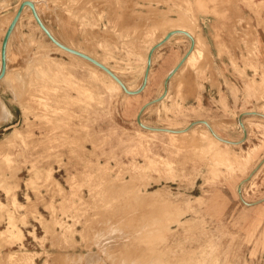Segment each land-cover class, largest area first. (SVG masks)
<instances>
[{"label": "rangeland", "instance_id": "rangeland-1", "mask_svg": "<svg viewBox=\"0 0 264 264\" xmlns=\"http://www.w3.org/2000/svg\"><path fill=\"white\" fill-rule=\"evenodd\" d=\"M20 1L0 0V48ZM33 1L58 40L87 49L134 90L164 30L196 29L206 51L145 109L146 126L184 129L205 120L239 141L241 114L264 115V0ZM8 45L0 80V264H264V117L243 116L247 139L238 145L214 141L204 124L177 137L137 122L187 52L186 36L155 50L147 85L133 96L59 50L29 9ZM193 133L202 134L198 142ZM252 173L242 200L238 186Z\"/></svg>", "mask_w": 264, "mask_h": 264}, {"label": "water", "instance_id": "water-1", "mask_svg": "<svg viewBox=\"0 0 264 264\" xmlns=\"http://www.w3.org/2000/svg\"><path fill=\"white\" fill-rule=\"evenodd\" d=\"M30 7L33 13V16L37 22V24L39 25V27L41 28V30L44 32V34L47 36V38L59 49L74 55L78 58H81L87 62H89L90 64L94 65L95 67L99 68L100 70H102L103 72H105L109 77H111L115 82H117V84L120 86L121 90L127 94V95H138L140 94L146 87L147 82H148V77H149V72L151 69V64H152V57L153 54L155 52V50L159 47H161L164 43H166L169 39H171L174 35L177 34H185L187 36H189V34L185 31H171L169 32L166 37L159 42L158 44H156L155 46H153L150 50V52L148 53V57H147V67H146V71L143 77V81L140 85V87L134 91L130 90L126 84L123 82V80H121V78L119 76H117L111 69H109L107 66H105L104 64H102L101 62H99L98 60H96L95 58L81 52L78 51L76 49L70 48L67 45H65L64 43H62L60 40H58L52 33L51 31L48 29V27L45 25V23L43 22V20L41 19L39 13L37 12V9L35 7V3L33 1H29V0H24L21 2L13 20L11 21L9 27L6 30V33L3 37L2 40V45H1V67H0V80L3 79V77L6 74L7 71V47L9 44V40L10 37L13 33V30L15 29V26L17 25L23 11L25 8ZM193 50V45H191L190 49L188 50V52L186 53V55L183 57V59L181 60V62L168 74V76L165 79V84H164V91L162 93L161 96H159L158 98L151 100L149 102H147L146 104H144L142 106V108L140 109L139 113L137 114V122L138 124L147 130L150 131H158V132H166V133H183V132H188L189 130H191L194 126L198 125V124H204L210 131V133L219 141H221L222 143L228 144V145H238L243 143L246 139H247V131L245 129V126L243 124V116L245 115H259L261 117H264L263 114L257 113V112H246L241 114V116L239 117V123L243 129L244 132V136L241 140L239 141H230L227 139L222 138L221 136H219L211 127V125L205 121V120H199V121H194L192 123H190L186 128L182 129V130H171V129H167V128H158V127H149L146 126L145 124L142 123L141 120V116L143 114V112L145 111V109H147L149 106L163 100L165 98V96L167 95L168 92V85H169V81L170 79L175 75V73H177V71L180 69V67L183 65V63L185 62V60L187 59V57L189 56V54L192 52ZM253 176V173L245 180L241 181V183L238 186V193L242 198V185L248 181L251 177Z\"/></svg>", "mask_w": 264, "mask_h": 264}, {"label": "bare ground", "instance_id": "bare-ground-1", "mask_svg": "<svg viewBox=\"0 0 264 264\" xmlns=\"http://www.w3.org/2000/svg\"><path fill=\"white\" fill-rule=\"evenodd\" d=\"M5 1V0H4ZM20 1V0H19ZM22 1H24V0H21L18 4H17V6H16V10H15V12L13 13V15L11 16V18L8 20V22H7V28L9 27V25H10V23H11V21L13 20V18H14V16H15V14H16V12H17V10H18V8H19V6H20V4H21V2ZM29 1H33V0H29ZM70 1V0H69ZM85 1H87L88 2V0H85ZM91 1V0H90ZM93 1V0H92ZM97 1V0H96ZM99 1V0H98ZM105 1V0H104ZM104 1L103 2H101V3H104ZM107 1H109V0H107ZM112 1H114V0H112ZM34 2V1H33ZM70 2H72V1H70ZM75 2H76V0H75ZM81 2H82V0H81ZM106 2V1H105ZM7 3V2H6ZM35 3V2H34ZM77 3H78V1H77ZM86 3V2H85ZM3 4V3H2ZM81 4V3H80ZM80 4H77V6L78 5H80ZM107 5V3H104V5ZM4 5H5V3H4ZM3 5V6H4ZM36 3H35V7H36ZM82 6L84 5V2H83V4H81ZM91 5H92V3H91ZM94 5H96L95 4V1H94V4H93V7H94ZM81 7V6H80ZM85 7V6H84ZM84 7H81L82 9H84ZM90 7V6H89ZM88 7V9H89V11H90V8ZM97 8L99 7V5L98 6H96ZM115 7V6H114ZM85 8H87V7H85ZM27 9H29L30 11H31V14H32V16H33V13H32V10H31V8L30 7H27V8H25L24 9V11L25 10H27ZM36 9H37V7H36ZM115 9H116V7H115ZM92 10V9H91ZM117 10V9H116ZM39 11V10H38ZM37 11V12H38ZM85 11V10H84ZM96 12V11H95ZM116 12V11H115ZM118 12V11H117ZM81 13V12H80ZM112 13H113V10H112ZM111 14V13H110ZM115 14V16H116V14L117 13H114ZM103 15V14H102ZM111 16H114L113 14L111 15ZM119 17V13H118V16H117V18ZM33 18H34V16H33ZM71 18V17H70ZM112 18V17H111ZM114 18V17H113ZM116 18V17H115ZM35 19V18H34ZM119 19V18H118ZM118 19H115V20H117L118 21ZM72 20H74V19H72ZM115 20H113V21H115ZM36 21V20H35ZM116 21V22H117ZM71 22V21H70ZM73 22H75V21H73ZM73 22H72V24H73ZM37 23V22H36ZM76 23V22H75ZM72 24H70V26L72 25ZM193 24V23H192ZM195 24V23H194ZM38 25V24H37ZM74 27L76 26L75 24L73 25ZM38 27H39V25H38ZM72 27V26H71ZM156 26L154 25V28H155ZM7 28L5 29V31H4V35H5V33H6V30H7ZM16 28H17V25H16ZM40 28V27H39ZM153 28V27H152ZM152 28H149L148 27V29H150V30H147V31H151V29ZM41 29V28H40ZM101 30V29H100ZM154 30V29H153ZM152 30V31H153ZM156 31H157V29H155ZM195 28L194 27H192L191 25H183V24H179V23H175V24H173V25H171L170 27H169V29H166V30H164L165 32L162 34V36L159 38V40H157L156 42H154L153 44H151L150 45V47H149V49H148V52H147V56H146V61H145V67H144V71H143V77H144V74H145V71H146V67H147V57H148V53L150 52V50H151V48L153 47V46H155L156 44H158L159 42H161L165 37H166V35L169 33V32H171V31H185V32H187L188 34H189V36H187V35H185V34H182V35H184V36H186L188 39H189V42H190V45H189V48H188V50L190 49V47H191V45H193V50H192V52L189 54V56L187 57V59L185 60V62L183 63V65L182 66H184V65H192V64H194L195 62H196V60L197 59H199V57L204 53L203 52V50H205L206 51V49L204 48L203 49V42H204V40L202 39V41L203 42H201V39H200V37L199 36H197V34H196V32H195ZM99 31V30H98ZM102 31V30H101ZM116 31L118 32V30L116 29ZM100 32V31H99ZM102 32H104V31H102ZM107 32V31H106ZM153 32H155V31H153ZM163 32V31H162ZM93 33L95 34L96 33V31H93ZM148 33V32H147ZM150 33V32H149ZM152 33V32H151ZM157 33V32H156ZM97 34V33H96ZM98 34H100V33H98ZM104 34V33H103ZM102 34V35H103ZM107 35H108V32L106 33ZM105 34V35H106ZM159 34V33H158ZM160 34V35H161ZM4 35H3V37H4ZM106 35V36H107ZM110 35V34H109ZM112 35V34H111ZM157 35V34H156ZM96 36V35H95ZM104 36V35H103ZM113 36H114V34L111 36V38H113ZM157 36H159V35H157ZM86 35H85V39H86ZM89 37V36H88ZM87 37V38H88ZM107 37H109V36H107ZM3 40V39H2ZM62 40V39H61ZM88 40H89V38H88ZM94 41V40H93ZM91 41H89V43H90ZM118 42V41H117ZM93 43V42H92ZM95 43V42H94ZM64 44L65 45H67L68 47H70V48H73V49H76V50H78V51H81V52H83V53H85V54H87V55H89V56H91V57H93V58H95L96 60H98L99 62H101L102 64H104L105 66H107L109 69H111L117 76H119V74L112 68V67H110L105 61H103V60H100V59H98L97 57H95L93 54H91V52H89L87 49L86 50H83L81 47H78V46H73L72 45V42L71 43H65V41H64ZM91 44V43H90ZM1 45H2V41H1ZM75 45V44H74ZM76 45H78V44H76ZM93 45V44H92ZM205 45H207L206 43H205ZM9 46V45H8ZM59 49V48H58ZM59 50H61V49H59ZM188 50H187V52H188ZM61 51H63V50H61ZM95 51V50H94ZM63 52H65V51H63ZM100 52V51H99ZM186 52V53H187ZM208 52V51H207ZM65 53H67V52H65ZM94 53H96V52H94ZM186 53L176 62V64L174 65V67L170 70V72L181 62V60L183 59V57L186 55ZM10 56V55H9ZM9 56H8V53H7V59L9 60ZM74 56V55H73ZM76 57V56H75ZM78 58V57H77ZM203 58H205V57H203ZM79 59H81V58H79ZM82 61H85V60H83V59H81ZM201 60V59H200ZM206 60V59H205ZM201 61H203V59L201 60ZM208 61V60H207ZM86 63H88L89 65H91V66H93L94 68H96V69H98L99 71H101L107 78H108V80H110L111 81V83L116 87V88H118V89H120L121 90V88H120V86L117 84V82H115L111 77H109L105 72H103L102 70H100L99 68H97V67H95L94 65H92V64H90L89 62H87V61H85ZM200 61H198V63H199ZM204 62V61H203ZM211 62H213V60L211 61ZM205 63H208V62H205ZM8 64V63H7ZM200 64V63H199ZM199 64H198V66H199ZM204 64V63H203ZM113 65V64H112ZM202 65V64H201ZM213 65V64H212ZM182 66L180 67V68H182ZM186 66V67H187ZM208 66L210 67V65L208 64ZM0 67H1V48H0ZM189 68H190V66H188ZM203 67H205V65H203ZM119 68V67H118ZM189 68H187V70L189 69ZM202 68V66L200 67V69ZM212 68H213V66H212ZM186 69V68H185ZM185 69H184V71H185ZM209 69V68H208ZM124 70V69H123ZM181 69H179V71H180ZM190 70H192V69H190ZM203 70V69H202ZM204 71V70H203ZM169 72V73H170ZM186 72H188V71H186ZM168 73V74H169ZM192 73H194L193 71H192ZM7 74V73H6ZM5 74V76L3 77V79L5 78H7L6 75ZM98 74H100V73H98ZM97 74V75H98ZM123 74V73H122ZM126 74V73H125ZM129 74V73H128ZM131 74V73H130ZM168 74H167V76H168ZM178 74H182V73H178ZM177 74V75H178ZM120 75H121V73H120ZM176 75V74H175ZM183 75H184V73H183ZM186 75V74H185ZM187 75L189 76V74L187 73ZM123 76V75H122ZM192 76H195V75H192ZM64 77V76H63ZM120 77V76H119ZM143 77H142V81H143ZM187 77V76H186ZM121 78V77H120ZM173 78V77H172ZM175 78H176V76H175ZM182 78V77H181ZM184 79V78H183ZM182 79V80H183ZM186 79V78H185ZM252 79H253V77H252ZM177 80V79H176ZM181 80V81H182ZM189 81H191L190 79H188L186 82H189ZM254 81V80H253ZM124 82V81H123ZM186 82H183V83H186ZM178 83H179V81H178ZM178 83H177V85H178ZM182 83V82H181ZM195 83V82H194ZM164 84H165V81H164V83H163V89H164ZM180 84V83H179ZM190 84V83H189ZM196 84V83H195ZM185 85V84H184ZM188 85V84H187ZM193 86V85H192ZM24 87H25V89H27V87H26V84L24 85ZM176 87V86H175ZM180 88H175V90H176V92L175 93H178L177 91H178V89H180V90H182L181 88V86H179ZM82 88V87H81ZM89 88V87H88ZM130 90H132V91H134V89H132V88H130V87H128ZM188 88H190V87H188ZM22 89V88H21ZM24 89V90H25ZM184 89H185V87H184ZM197 89V88H196ZM89 90V89H88ZM190 90V89H189ZM21 92V91H20ZM181 92V91H180ZM175 93H173V94H175ZM183 93H185V91H183ZM182 93V94H183ZM187 93H188V90H187ZM186 93V96L185 97H187V94ZM22 94V93H21ZM24 95V94H23ZM183 95H185V94H183ZM262 96H263V94H261ZM25 96V95H24ZM173 96V95H172ZM33 97V96H32ZM179 98H180V96H179ZM174 99H175V97H174ZM195 99V98H194ZM194 101V100H193ZM261 106V105H260ZM162 109V108H161ZM251 112V111H250ZM257 112V111H256ZM164 115V114H163ZM248 120V119H247ZM232 121V120H231ZM214 122V121H213ZM228 122V121H227ZM209 123V122H208ZM212 123V122H211ZM228 123H230V120H229V122ZM248 123V122H247ZM247 126V125H246ZM164 128V127H163ZM249 128V127H248ZM167 129H171V130H182V129H173V128H167ZM197 129H199V128H197ZM207 131H208V134L212 137V139L214 140V141H216V142H219V143H222L221 141H219L218 139H216L211 133H210V131H209V129L207 128ZM190 132V131H189ZM183 133H186V132H183ZM183 133H169L170 135H173V136H177V135H180V134H183ZM188 133V132H187ZM187 133H186V135H187ZM206 133V132H205ZM204 135V134H203ZM205 135H207V134H205ZM189 136H190V134H189ZM178 137V136H177ZM201 137H202V134L201 133H193L192 134V139H194L196 142H198L199 141V139H201ZM175 138V137H174ZM190 138H191V136H190ZM187 139V138H186ZM204 139V137L202 138V140ZM178 139H176V141H177ZM205 140V139H204ZM208 140V139H207ZM181 141V140H180ZM178 142V141H177ZM193 142V141H192ZM192 142H188V143H190V145H191V143ZM179 143V142H178ZM188 143H186V144H188ZM176 144V143H175ZM185 144V145H186ZM202 144V143H201ZM200 144V142H199V145H201ZM208 144H210V143H208ZM208 144H206V145H208ZM177 146V145H176ZM194 146V145H193ZM198 146V145H197ZM208 146H211V145H208ZM218 146V145H217ZM192 147V146H191ZM195 147V146H194ZM214 147H216V146H213V148L212 149H216V148H214ZM210 148V147H209ZM218 148V147H217ZM211 149V148H210ZM217 150V149H216ZM214 152H215V150H213ZM232 151V150H231ZM223 152H224V150H223ZM228 152V151H227ZM230 152V151H229ZM212 153V152H211ZM215 153H218L219 154V150H218V152H215ZM214 153V154H215ZM217 154V155H218ZM221 154L222 155H226V153H222L221 152ZM231 154V153H230ZM213 155V154H212ZM212 155H211V160L212 159H214V156H213V158H212ZM221 155V156H222ZM216 156V155H215ZM221 156L220 157H218V158H220V160H221ZM228 157V156H227ZM216 160H217V158H216ZM220 160H217V163H218V161H220ZM213 161V160H212ZM222 161V160H221ZM229 161H230V158H229ZM214 162V161H213ZM216 162V161H215ZM214 162V163H215ZM224 162V161H223ZM238 162V161H237ZM213 163V164H214ZM231 163V162H230ZM240 163V162H239ZM242 163V162H241ZM245 163V162H244ZM222 164V163H221ZM208 166H210L211 168H212V166L211 165H209L208 164ZM208 166H206V167H208ZM216 166H218V165H216ZM220 167H222V166H220ZM219 167V168H220ZM216 168V167H215ZM218 168V167H217ZM212 170H214L213 168H212ZM212 170H210V172L212 171ZM219 170V169H218ZM221 172V171H220ZM168 206V205H167ZM171 206V205H170ZM176 206V205H175ZM166 209H168L169 207H165ZM166 209H164V212H166L165 210ZM186 212V211H185ZM163 213V212H162ZM184 214V213H183ZM181 223V222H180ZM177 226H178V223H177ZM170 228V227H169ZM169 228H167L166 230H168ZM206 228V227H205Z\"/></svg>", "mask_w": 264, "mask_h": 264}]
</instances>
